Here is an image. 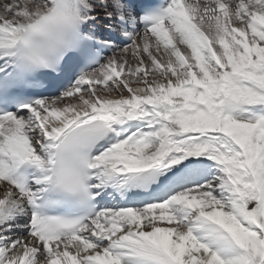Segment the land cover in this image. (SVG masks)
I'll use <instances>...</instances> for the list:
<instances>
[{"label": "snow or ice", "instance_id": "6c2138e0", "mask_svg": "<svg viewBox=\"0 0 264 264\" xmlns=\"http://www.w3.org/2000/svg\"><path fill=\"white\" fill-rule=\"evenodd\" d=\"M0 264H264V0H0Z\"/></svg>", "mask_w": 264, "mask_h": 264}]
</instances>
